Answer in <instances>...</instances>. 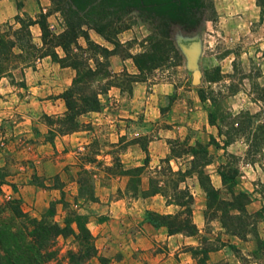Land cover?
<instances>
[{
  "label": "rangeland",
  "instance_id": "1",
  "mask_svg": "<svg viewBox=\"0 0 264 264\" xmlns=\"http://www.w3.org/2000/svg\"><path fill=\"white\" fill-rule=\"evenodd\" d=\"M31 4L33 5L29 6ZM22 5L23 0H16L17 13L0 22V31L4 24L14 23L16 15L35 21L44 19L47 32L51 35H59L65 30L64 19L51 0H45L44 5L39 8L35 0H30L26 9ZM208 6L207 18L195 31L184 32L176 27L169 34V39L179 52L178 57L171 53L161 62L162 64L142 71L136 67L129 55L142 53L149 48V38L153 30L152 25L143 21L136 12L122 15L128 25L118 30L116 36L107 33L108 39L95 30L86 28L91 41L109 50L115 49V53L108 54L107 57L108 66L105 69L108 74L97 78L93 87L98 89L106 85L108 88L105 93L99 95L101 101L99 111L107 107L106 110L116 120H132L127 115L135 111V121L140 124L139 128L146 123L145 119H150L153 124L151 134H156L157 127L162 124H168L167 121L170 120L168 109L172 104L179 102L183 109L186 106L193 109L187 113L180 112L183 109L176 113L178 118L182 117V121L186 123L188 131L184 138L167 139V143L169 140L179 139L192 145L200 142L199 140L209 144L212 162L205 167V171L209 174L212 184L221 189L223 198H230V193L222 188L218 169L220 165L225 164L237 167L239 170L237 184L232 190L235 193H249L251 202L247 209L254 212L262 203V197L255 189L259 181H264V157L257 156L254 161L246 157V138L242 134L234 136L233 142L223 149L225 136H219L218 128L210 124L209 113L215 116L216 123L225 133L227 131L225 123L229 120V115L246 110L250 113L264 112V103L254 99L256 85H264V13H260L255 0H208ZM35 24L36 27L31 28V25L30 30L33 43L39 51H33V57L25 62H20L19 59L17 67L5 75L14 87L12 96L9 98L0 93V108L5 105L10 107V111L7 109L5 113H0V203L17 199L27 216L34 218L42 217L48 208L53 206L55 215L50 219L60 225L64 224L66 217L75 212L85 215L88 223L92 215L86 213L93 209L90 207L91 203L100 201L96 192L104 199L100 203L132 202L133 198L143 196L142 187L147 188L149 177H156L161 184L170 185L171 179L176 176L167 171L168 163L165 161L167 157L155 161L157 164H153L152 167L149 164L145 167L139 191L135 193L137 177L131 175L135 171L126 170L144 165V158H140L143 162L141 165L126 167L116 154L124 145L115 147V144L109 143L105 145L108 148L103 146L110 154V158L107 159L96 157L98 152L96 149H100V145H92L88 150L78 153L73 151L74 153L70 154L69 149L59 151L56 137L63 134L55 132L52 135L49 130L58 127L56 119L63 116L66 110L64 100L59 95L71 85L75 70L69 66L72 69L71 80L64 88V80L69 74L64 77L59 74L60 67H63L62 60L53 58L50 53L54 50L59 57H64L65 53L60 47L55 46L56 41L54 39L51 41V36L47 35L44 42L41 27L38 23ZM113 35L120 43L117 48L111 43ZM192 42H198L200 45L197 61L200 78L196 84L192 83L193 70L188 67L187 57L180 47ZM157 55H160V52ZM73 56L92 66L94 65L92 58L104 60L101 54L88 48L82 36L76 38V44H71L68 60ZM37 66L46 73L39 71L40 74H34L32 79H21L20 75L10 79L14 70ZM43 79L48 80L50 88L46 91L49 92L36 88V83L41 85ZM200 94L204 97L203 100L200 99ZM211 137L220 146L210 144ZM139 140L143 150L146 149L147 136H141ZM171 146H175L174 153L181 151L177 144ZM168 147L170 151V143ZM170 153L171 151L169 155ZM189 159L188 155H181L169 163L174 170L179 167L184 170L189 167ZM58 169L62 174L57 173ZM14 178L17 180L12 181ZM125 181L126 185L122 190L120 185ZM184 185H188L193 192V209H202L204 212L205 193L199 186L196 176L184 177L179 186ZM22 188L24 189L21 190ZM72 191L77 192L73 198ZM21 194L25 198L20 197ZM38 198H42L43 202ZM89 201L92 202L88 203ZM143 217L147 220L146 211ZM226 235L229 234L221 227L218 218L210 217L205 220L198 236L200 253L195 255L196 258L198 260L204 258L202 250L218 247L224 239L229 240L230 237L227 238ZM235 237L238 244H233L234 249L227 246L221 255L222 263L243 264L245 260H249L264 264V221L260 220L255 230L248 233L245 240ZM56 246L60 248L58 257H61V261L57 263V260H52L47 264H68L64 255L68 249L77 247L74 238L59 237ZM85 264L103 263L94 257Z\"/></svg>",
  "mask_w": 264,
  "mask_h": 264
},
{
  "label": "trees",
  "instance_id": "2",
  "mask_svg": "<svg viewBox=\"0 0 264 264\" xmlns=\"http://www.w3.org/2000/svg\"><path fill=\"white\" fill-rule=\"evenodd\" d=\"M56 10L60 12L64 19L65 30L59 35H51L47 32L44 19L40 21L22 18L19 15L14 17V23H6L1 26L0 31V78L10 73L17 67V63L25 62L33 57V51H39L34 45L30 26L38 23L42 30V40L45 42L47 35L54 39L55 46L60 47L64 57H59L57 52L52 50L50 55L57 58L63 66H70L75 70V77L71 85L60 95L64 100L66 110L63 116L58 117V127L50 129L49 133L68 134L80 127L78 117L91 111H99L101 101L99 95L108 89L106 85L98 89L93 87L97 78L106 76L108 71V54L115 53V49L109 50L90 40L86 28L93 29L107 38V33L116 34L118 30L128 25L122 15L136 12V14L148 25H152L153 34L150 36L149 48L142 53L129 55L132 57L136 67L142 71L145 68H154L170 55L178 57L179 52L169 39L171 31L178 27L184 32L195 31L207 18L206 12L208 0H51ZM260 8V13H264V0H255ZM210 9V8H209ZM18 24L17 26H15ZM106 34V35H105ZM82 36L90 50L97 51L104 60L92 58L94 65L73 56L68 60L71 52V44H76V38ZM160 36V37H158ZM164 37L165 39H163ZM109 38V37H108ZM107 38V39H108ZM53 40V41H54ZM117 48L120 43L114 37L111 40ZM82 49V48H81ZM160 52V55L157 53ZM108 85V84H107ZM200 99L204 97L200 94ZM254 99L264 103V85H256V96ZM209 122L218 128V135L225 136L222 148L230 145L234 136L243 135L246 138V157L254 161L257 156L264 157V112L259 111H239L237 114L229 115L226 121L227 131L224 133L221 126L216 123L215 116L209 113ZM223 120V119H222ZM210 144L220 146L211 137ZM170 155L165 159L168 163L167 171L176 176L171 179L170 185L161 184L156 177H149L148 186L142 190L144 197L159 194L165 198L166 203L178 206L175 213H155L146 211L147 221L153 226H163L168 234L183 233L187 236H196L199 230L193 221L194 195L188 185L179 186L184 177L195 175L199 186L205 193L206 207L203 212L204 219L210 217L218 218L221 227L229 235L237 236L245 240L248 233L255 230L257 223L264 221V181H259L255 191L262 197L259 209L250 212L247 205L251 202V196L247 192L235 193L232 189L237 184L238 168L231 164L220 165L218 175L222 188L230 193V198L221 196V189L216 188L205 167L212 162L209 151V144L195 142L189 144L179 139L169 140ZM177 144L181 148L180 152L175 151ZM146 151V149H144ZM181 155L189 156V167L182 170L180 167L174 170L170 165V160H176ZM149 156L146 154L144 165L126 170L136 176L135 193L139 191L141 175L149 164ZM131 181V180H130ZM55 215V209L50 206L42 217H29L21 209L17 199H11L6 203H0V264H47L52 260L61 261L59 258L60 248L56 246L59 237L67 238L72 236L77 243L75 249L67 250L64 257L68 264H85L92 258L97 257L103 264L106 259L98 256L95 244V237L87 227L86 216L73 213L64 219V224L60 225L50 218ZM226 245L222 242L218 247L204 249V258L198 260V264H204L205 258L210 250H215ZM230 248H235L233 244H227ZM198 248L190 247V251L195 256ZM196 257V256H195ZM217 262L216 264H229ZM248 262L245 260L243 264Z\"/></svg>",
  "mask_w": 264,
  "mask_h": 264
},
{
  "label": "crops",
  "instance_id": "3",
  "mask_svg": "<svg viewBox=\"0 0 264 264\" xmlns=\"http://www.w3.org/2000/svg\"><path fill=\"white\" fill-rule=\"evenodd\" d=\"M28 3H30V0H23L22 7L26 9L25 7H27ZM35 3L39 8L44 5L45 0H35ZM17 11L16 0H0V22L15 15ZM35 27L36 24L31 26V28ZM71 70L69 66H63L59 69V74L63 77L69 74L64 80V88L70 83ZM39 71L46 73L43 69L39 70L38 66L36 68L17 69L12 72L10 79L18 75L21 76V79H32L35 76L34 74H38ZM47 82L48 80L43 79L41 85L36 83V88H41L44 92L49 90L50 85ZM13 90L14 87L7 80V77L3 76L0 78V93H4L5 97L10 98ZM1 107L3 108H0V113H5L7 109L10 111L8 105ZM187 108L186 106L183 109L182 104L179 102L178 104H172L170 109H168L170 118L167 121L168 124H162V126L157 127L158 132L156 134H151V126L153 124L149 121V118L145 119L146 123L143 124L142 128H139L140 124L135 121V111H133L134 113L129 112L127 115L132 120H116L106 110L107 107L101 111L87 112L78 117L80 124L85 123L87 125H80L78 130L72 133L58 135L56 137L58 138L57 147L60 152L69 149L71 154L88 150L92 145H100V149H96L98 151L96 152V157L107 159L110 158V154L106 149H103V146L108 148L105 145L109 143L115 144V147L124 145L116 154L120 156L121 162L126 167L141 165L143 163L141 159L145 158L146 154L151 159L149 160V166L152 167L157 164L156 162L159 159L169 156L170 151L167 139L184 138L186 136L188 126L182 121V117L181 119L178 118L176 113L182 109L180 112L186 113L188 110H193L190 107ZM131 110H133V107ZM141 136H147L145 142L147 151L142 148L139 140ZM199 141L204 143L202 140ZM57 173L62 174L60 169L57 170ZM13 180L17 179L14 178ZM72 184L73 182L70 183V185ZM125 185L126 181L120 185V188L123 190ZM9 186L12 188L11 184ZM70 187L75 188V186ZM101 187L102 189L104 188L103 185ZM145 188V186L142 187V190ZM72 194L71 197L73 198L77 195V192L72 191ZM96 195L100 201L97 200L95 203H91L92 201L88 202L91 203L90 207L93 209L91 212L87 211L86 213L92 215L89 217L87 226L95 237L98 254L108 260L105 264H198V259L192 254L190 247H198L200 249L199 233L196 236H187L183 233L168 234L165 227H155L143 217L145 211H154L161 214L175 213L178 210V206L166 203L165 198L159 194L147 197L138 196L133 198L132 202L112 201V203H100L104 199H102L100 193L96 192ZM20 197L25 198L23 194ZM38 200L43 202L42 198H38ZM42 204L39 203V205ZM35 206H37V203H35ZM192 218L199 232H201L205 221L203 210L194 208ZM226 237H230L229 240L224 239L226 245L210 250L204 264H216V262H219L222 258V253L228 246L227 243L238 244L235 236L226 235ZM245 264L257 263L248 260Z\"/></svg>",
  "mask_w": 264,
  "mask_h": 264
},
{
  "label": "water",
  "instance_id": "4",
  "mask_svg": "<svg viewBox=\"0 0 264 264\" xmlns=\"http://www.w3.org/2000/svg\"><path fill=\"white\" fill-rule=\"evenodd\" d=\"M188 40V39H186ZM181 42V41H178ZM181 50L186 55L188 60V67L193 70L192 83L199 82L200 74L197 70V61L200 53V45L198 42H192L189 45H180Z\"/></svg>",
  "mask_w": 264,
  "mask_h": 264
}]
</instances>
